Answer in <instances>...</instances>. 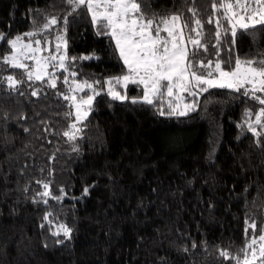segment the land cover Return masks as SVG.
I'll return each mask as SVG.
<instances>
[{
    "label": "trees",
    "instance_id": "obj_1",
    "mask_svg": "<svg viewBox=\"0 0 264 264\" xmlns=\"http://www.w3.org/2000/svg\"><path fill=\"white\" fill-rule=\"evenodd\" d=\"M137 3L147 18L180 15L185 36L207 46L188 43L195 62L214 68L219 60L230 70L237 57L264 59V26L237 28L233 37L220 0ZM73 7L67 0H0V264L242 262L241 250L264 230V119L255 122L263 105L245 95L247 86L186 94L184 101L196 103L186 116L167 114L169 101H180L166 91L144 102L138 84L113 81L127 99L113 98L106 81L127 68L87 9ZM52 17L57 23L44 29ZM32 32L62 34L67 43V70L54 88L49 78L29 80L5 62L7 40ZM9 76L22 82L9 87ZM65 77L100 91L73 140L64 135L76 118L63 96Z\"/></svg>",
    "mask_w": 264,
    "mask_h": 264
},
{
    "label": "snow or ice",
    "instance_id": "obj_2",
    "mask_svg": "<svg viewBox=\"0 0 264 264\" xmlns=\"http://www.w3.org/2000/svg\"><path fill=\"white\" fill-rule=\"evenodd\" d=\"M68 4L73 5V11L84 7L91 15V21L98 27L101 34L110 36L115 41L116 50L120 58L123 60L127 68V74L121 77L110 78L106 81L109 85L115 81L116 84L123 82L126 88L129 83L140 84L143 86V101L146 103H153V97L164 95L165 91L168 97L176 100H183L184 95L196 96L201 92H207L210 88H229L235 91H240L246 85H251V88L245 91V95L251 93L254 99L258 100L261 105H264V98L257 96L256 93H264V59L241 60L239 57L235 60V66L230 70H225L222 62L217 60L214 64L208 61L195 62V51H189L187 44L191 43L194 48L203 47L207 51V46L203 45L200 39H194L191 35L185 36L183 29L188 27L187 23L181 24V17L178 14L172 15L170 18H147L141 11L140 4L137 0H67ZM255 5V6H253ZM217 5L214 3L213 8ZM220 8L224 9L225 16L231 24L232 36H236L237 28L248 30L256 26H264V0H252L248 3L247 0H220ZM234 7L239 8L241 12L234 11ZM190 11H194L190 9ZM66 21V18H65ZM212 21L209 20V23ZM57 23L56 17L44 25L47 29L51 25ZM197 28L202 27L199 20L195 21ZM218 23V21H217ZM196 31V29H192ZM165 33L166 35H162ZM25 36L34 35V33H25ZM220 35L219 32L216 33ZM197 36L200 33L197 31ZM0 39H6L0 36ZM58 40H63V37H57ZM23 37L17 36L15 39L7 40V43L13 49L10 56L5 57V62L12 67L24 69L29 80H44L45 77H50L48 72L52 61L59 60V67H65V60L67 59V44L65 42L64 54L59 57L51 56H36V53L42 52L41 47H32L31 43H22ZM36 45H40V41H35ZM26 49L27 52L22 51ZM57 52L60 51V44L56 46ZM31 53V55H29ZM218 54V53H217ZM24 56L26 59H33L35 61L34 69L29 70V65L22 63L19 59ZM90 57H83L89 59ZM75 59V58H72ZM200 68H211L212 70L200 72ZM75 76V73H72ZM9 87L14 88L16 84L22 81H17L13 77H7ZM67 82V77H65ZM99 83V81H97ZM72 89L83 91L84 88H92L93 85L86 81L83 83H75ZM50 86L56 87V81L50 80ZM99 93H96L98 95ZM109 94L115 99L124 100L126 96L120 95L119 92L109 89ZM33 96L37 92L33 91ZM66 100L69 97H64ZM71 99H75L72 97ZM94 96H88L83 104L91 106ZM133 102H136L134 99ZM168 115L186 116L190 111H194L196 103H185L183 110L180 109L179 104L173 107L171 100L169 101ZM88 111L81 112V104H76V120L81 122L88 116ZM160 115H165L163 110ZM264 119V107L256 114V123L261 124ZM264 126V125H262ZM75 129V123L71 125ZM255 132V128L252 129ZM79 132V129H76ZM70 140L76 139V136L66 131L64 133ZM45 189L48 185H44ZM87 192V189H85ZM44 195H49L45 192ZM58 199V198H57ZM47 203V201H45ZM47 215L45 219H47ZM250 227L256 228L255 222ZM60 231L64 235L70 236L71 229L65 225L60 226ZM59 235V232L54 233ZM257 240H259V252L255 247ZM248 249H251V257L248 255ZM244 253L242 262L238 260V264H264V230L258 237H253L245 249L241 250ZM226 258L227 252L221 253Z\"/></svg>",
    "mask_w": 264,
    "mask_h": 264
},
{
    "label": "rangeland",
    "instance_id": "obj_3",
    "mask_svg": "<svg viewBox=\"0 0 264 264\" xmlns=\"http://www.w3.org/2000/svg\"><path fill=\"white\" fill-rule=\"evenodd\" d=\"M229 2H233L234 3V0H229ZM247 2L248 3H252V0H247ZM253 6H255V5H253ZM233 10L238 12V13L241 12V10L239 8H236V7H234ZM180 23L183 24L182 21H180ZM183 32H184V35H185L184 29H183ZM162 35H166V34L162 33ZM45 36L46 37H43V34L38 32L37 34H34L33 36H31L29 38L23 37L22 43H24V44L31 43L33 48L41 47L43 49V51L39 52V53H36L35 54L36 56H51V55H55V56L59 57L60 55H63L64 51H65L64 45H65L66 41L64 40V38H63V40H58L57 39V37H63V35L62 34H55L53 37H48V34H46ZM37 40H39L41 42L40 45H36L35 41H37ZM57 44H60V51L59 52H57V50H56ZM187 49L189 50V45L188 44H187ZM22 51L27 52L26 49H22ZM12 52H13V49H12ZM12 52L9 53L7 56H10L12 54ZM29 55H31V53H29ZM19 59H20V61L22 63H25V64L29 65V70L34 69L35 61L33 59H26L24 56H20ZM64 63H65V67L64 68H60L58 59L52 61V65H55V67L49 66L48 72L51 73V76L50 77H45V78H49L50 80L54 79L56 81V84H57L58 83L57 80H58V78L60 76L59 72L61 70H67V68H66L67 59L65 60ZM14 79L17 80L16 78H14ZM67 80H68L67 89H66V92H64L63 96L64 97L67 96V97L70 98L68 100L73 106V110H74L75 115H76V104H81V112L88 111V113H89L91 106L89 108L88 105L83 104V101L87 100L88 96H94V98H95L96 93L100 92L99 89H97V85H95L94 83H91V82H87L88 84L93 85V88H94L95 91H93L92 88H84L83 91H80V90L73 91L72 89L75 87L74 82L75 83H83L85 81H83V82L78 81L77 82V81H74V80H72V79H70L68 77H67ZM8 84H9V82H8ZM129 84H131V83H129ZM119 85L121 87L125 88L124 85H123V82H121ZM138 85H140V84H138ZM108 86H109L108 87L109 89L111 87L112 90H114L116 92H119L120 95L126 96L125 94H122L121 89L115 90L112 86H110V85H108ZM140 86L143 87L142 85H140ZM246 86L248 88H251V85H246ZM86 90L89 91L88 94L81 95V93L85 92ZM183 95L185 97L186 93L183 94ZM256 95L264 98V93L257 92ZM72 97H75V99L74 100L71 99ZM93 101H94V99H93ZM93 101H92V103H93ZM177 101H180L179 104H182V105H184L185 103H193V101H190V102L184 101V100H177ZM263 107H264V105H263ZM74 123L76 125V128L73 129L70 126L68 131L73 133L76 137H78L81 134V132H82L83 125L80 126V122H77L76 118H75V121L72 124H74ZM76 129H79V132H77ZM259 245H260V242H259V240H257V243L255 245V247L257 249V253L259 252Z\"/></svg>",
    "mask_w": 264,
    "mask_h": 264
}]
</instances>
